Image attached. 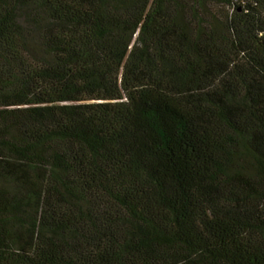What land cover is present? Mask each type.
Segmentation results:
<instances>
[{
    "label": "trees",
    "instance_id": "16d2710c",
    "mask_svg": "<svg viewBox=\"0 0 264 264\" xmlns=\"http://www.w3.org/2000/svg\"><path fill=\"white\" fill-rule=\"evenodd\" d=\"M0 264H264V0H0Z\"/></svg>",
    "mask_w": 264,
    "mask_h": 264
}]
</instances>
